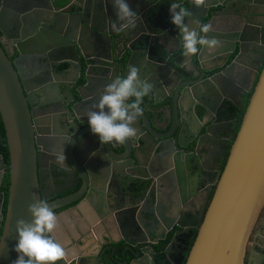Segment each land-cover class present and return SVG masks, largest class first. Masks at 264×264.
Listing matches in <instances>:
<instances>
[{"label": "water", "instance_id": "water-1", "mask_svg": "<svg viewBox=\"0 0 264 264\" xmlns=\"http://www.w3.org/2000/svg\"><path fill=\"white\" fill-rule=\"evenodd\" d=\"M127 3L137 17L120 27L112 0H0V117L9 158L6 166L0 153V179L9 176L4 215L0 191V264L17 259L16 221L30 222L35 200L55 214L86 202L120 234L94 257L55 264H177L172 252L188 232L193 241L181 264H264V0ZM172 3L185 10L190 29L220 41L215 52L199 46L183 55ZM132 66L152 85L138 134L102 145L87 113ZM243 92L238 130L209 185L202 170L216 151L214 136L233 121L222 122L220 112L226 100L240 107ZM35 106L51 110L35 113ZM61 151L67 170L55 163Z\"/></svg>", "mask_w": 264, "mask_h": 264}, {"label": "clouds", "instance_id": "clouds-1", "mask_svg": "<svg viewBox=\"0 0 264 264\" xmlns=\"http://www.w3.org/2000/svg\"><path fill=\"white\" fill-rule=\"evenodd\" d=\"M120 27L132 26L137 13L134 12L127 0H112ZM204 0H193L200 6ZM171 22L182 30V48L185 57L196 55L199 46L206 47L212 53L220 46L216 38L201 35V32L190 29L185 23L187 13L178 4L170 6ZM117 27L115 24L113 28ZM211 24H205L201 31L208 33ZM152 85L140 78L139 69L132 66L126 77H117L106 84L100 95L95 111L87 113V122L93 134L99 137L101 144H124L126 140L136 137L138 129L134 124L142 115L143 98L150 94ZM134 98V99H133ZM131 101V102H130ZM67 157L63 151L55 154V163L67 170ZM31 215L30 222L24 219L16 221L18 242L14 251L18 253L13 264H55L65 256L64 248L56 243L48 234L56 227L58 218L53 210L43 200H35L28 205Z\"/></svg>", "mask_w": 264, "mask_h": 264}, {"label": "crops", "instance_id": "crops-1", "mask_svg": "<svg viewBox=\"0 0 264 264\" xmlns=\"http://www.w3.org/2000/svg\"><path fill=\"white\" fill-rule=\"evenodd\" d=\"M259 20L264 26V14L259 16ZM188 176V174L185 175L187 183ZM169 200L165 195L163 200L165 207H169ZM56 216L58 218L57 227L50 234L55 242L64 248L63 260L65 261L76 257H94L99 254L104 244L120 238L115 224V229H113L112 223L100 221L91 205L86 202L80 203L75 208L59 211Z\"/></svg>", "mask_w": 264, "mask_h": 264}, {"label": "flooded vegetation", "instance_id": "flooded-vegetation-1", "mask_svg": "<svg viewBox=\"0 0 264 264\" xmlns=\"http://www.w3.org/2000/svg\"><path fill=\"white\" fill-rule=\"evenodd\" d=\"M116 21H117V23L119 22L118 19ZM262 40L264 41L263 38H262ZM9 43H7L6 41L4 43L5 44V47L8 50H10ZM231 60H233V57L229 58L227 61H231ZM218 72H220V71L214 70L209 75H212V74H215V73H218ZM245 97H246V95L244 94V92L241 95L240 99L238 97V99H239L238 102L240 103V107L234 106L228 100H226L224 102L225 109H224V111H221L220 112V115H221L220 118L222 119V122L223 121H227V120H233V121L227 126V128L229 129V131L227 133H226V130L224 129L219 135L217 134L216 136H214L213 144L215 145L216 151H215V153L213 152V154L211 153L209 156H207V159H206V161L204 163L205 166L203 167L204 169L202 170L203 176L206 177V179L209 182V185H211L212 182H214V180L216 179V177L219 176L221 170L223 169V166H224L226 157L228 155V151L226 152L225 149H226V147H228V149L230 148L229 143H231L230 142L231 141V138L235 136V134H236V132L238 130V128H237L236 132H234V128H235L237 122L234 119V117L230 116L229 113L227 112L228 109H229V106L230 105L231 106H234L237 109L238 108H241L243 106V104L245 103ZM46 107H49V106H46ZM41 108H42L43 111H45L46 109L51 110V108H45V106H43V107L35 106L33 109H34V112L35 113H38L39 111H42ZM79 108H81V107H79ZM66 111L67 110H65L63 112H58V113L60 114V116H64V115H67L66 114ZM148 115H149V117H151L150 113H148ZM211 115H213V114L211 113ZM51 118H53L55 120H58L56 117H51ZM67 120H68V118H67ZM213 120H214V117H212V121ZM55 125H56V123H55ZM83 128L86 129L87 126L86 125H84V126L81 125L79 127V129H83ZM202 142H203V144L205 143L204 140H202ZM199 170H201V169H199ZM199 182H200V180H199ZM213 187H212L211 192H210V197H211V195L213 193ZM3 207L4 206L2 204V213L4 215L5 211H3ZM193 230H195V229H193ZM189 233L190 232H188V235H185V236H182L181 237V243H182V245H181V243H179L180 246H178V248L176 250H173V252H172V253H174L176 251L175 252V255H176V258H177L176 259L177 264H181L183 262L184 255H185V248H187V246L189 244H191V242L193 241V238H191L189 236ZM171 237H172L171 234L167 235L166 239L164 240L165 244H169V241H170ZM167 239H168V241H167ZM109 243L110 242L104 244V246L100 249L99 253H101L105 247H108L109 246ZM156 248L158 249V247H156ZM116 249L120 250L119 247L116 248ZM105 252L109 254L110 249L107 248L105 250ZM245 264H247V259L245 260Z\"/></svg>", "mask_w": 264, "mask_h": 264}, {"label": "trees", "instance_id": "trees-1", "mask_svg": "<svg viewBox=\"0 0 264 264\" xmlns=\"http://www.w3.org/2000/svg\"><path fill=\"white\" fill-rule=\"evenodd\" d=\"M264 39V38H263ZM245 108V103L241 108H235L234 106H229L228 113L230 116L234 117L236 120V126L234 128V132H236L239 122L242 118L243 110ZM0 153L3 156V159L5 161L6 166L8 165L9 158H8V148H7V142H6V137H5V131H4V125L0 117ZM8 186H9V176L8 172H5V174L2 177L1 180V185H0V190L4 193L5 199L3 201V211L6 209V199H7V194H8ZM169 239V238H168ZM167 239V241H168Z\"/></svg>", "mask_w": 264, "mask_h": 264}]
</instances>
